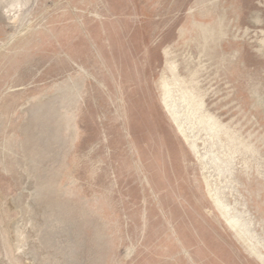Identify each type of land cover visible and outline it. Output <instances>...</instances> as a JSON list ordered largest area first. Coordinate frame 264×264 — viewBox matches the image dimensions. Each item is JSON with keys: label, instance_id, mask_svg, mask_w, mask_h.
<instances>
[{"label": "rangeland", "instance_id": "rangeland-1", "mask_svg": "<svg viewBox=\"0 0 264 264\" xmlns=\"http://www.w3.org/2000/svg\"><path fill=\"white\" fill-rule=\"evenodd\" d=\"M0 264H264V0H0Z\"/></svg>", "mask_w": 264, "mask_h": 264}, {"label": "bare ground", "instance_id": "bare-ground-1", "mask_svg": "<svg viewBox=\"0 0 264 264\" xmlns=\"http://www.w3.org/2000/svg\"><path fill=\"white\" fill-rule=\"evenodd\" d=\"M8 10V9H7ZM15 14V13H14ZM170 99V98H169ZM172 103V102H171ZM169 102V100H164V106L166 108V111L168 112V114L170 115V117L173 119V121H179V113L178 111L173 107V105ZM176 104V103H173ZM178 104V103H177ZM175 106V105H174ZM180 112V111H179ZM178 128L180 130V132H183L182 126L178 124Z\"/></svg>", "mask_w": 264, "mask_h": 264}]
</instances>
